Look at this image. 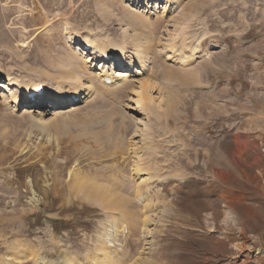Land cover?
<instances>
[{
  "label": "rangeland",
  "instance_id": "1",
  "mask_svg": "<svg viewBox=\"0 0 264 264\" xmlns=\"http://www.w3.org/2000/svg\"><path fill=\"white\" fill-rule=\"evenodd\" d=\"M169 34L190 41L186 61L158 52ZM87 35L124 42L128 55L131 36L149 40L156 114L134 106L140 73L116 103L72 96L63 106L76 108L53 118L46 102L43 124L30 103L10 102L26 92L8 90L7 75L50 94ZM111 259L264 264V0H0V264Z\"/></svg>",
  "mask_w": 264,
  "mask_h": 264
},
{
  "label": "bare ground",
  "instance_id": "2",
  "mask_svg": "<svg viewBox=\"0 0 264 264\" xmlns=\"http://www.w3.org/2000/svg\"><path fill=\"white\" fill-rule=\"evenodd\" d=\"M131 1H132V4H134V3L139 4L140 1L142 2L145 0H131ZM159 1H166V3H167V2H171L172 0H159ZM165 11H166V8H164L160 12L162 17L166 15ZM135 16H136V19L140 22L137 25L138 27L139 26L142 28L149 27L148 23L151 19L150 15L142 16L141 13H137V14H135ZM75 35H78V34L75 32L72 34H69V39L71 40V38H73ZM183 35H186V33ZM167 36L168 37H166L167 39L164 40L163 44L158 45V47H157V48H159L158 52H160V54H162V55L164 54L166 56V59H172L176 63H178L180 61L181 62L186 61L187 58L182 55V52H183L184 46L187 43H188L187 45H189L190 41L186 42V40H188V38H186V36H184V37L182 36V39H180L181 41L178 40V42H179L178 43L177 41L169 38L170 34ZM79 37H81V36H79ZM96 37H93L92 35L85 36V41L81 42L82 44L79 43L80 46L82 45V47H80L78 43H75V45L78 47L77 51H75V53H69L68 59L63 60V61H65L64 65H63L65 67L64 68L62 67L61 71L59 70V72H60L59 78L57 80H55L53 87H51L52 90H51L50 94L43 87H42L43 89H40V91H39V85L45 86V83L41 82L38 79L37 80L35 79V81H33V82H32V79L19 81V80H17V78L10 77V75H7L6 76V83L7 84L5 86H6V88L8 87V90L11 89L9 86L12 85V86H15L17 88H20L22 93L26 92L25 95H22V97L19 99H17L18 95H15L14 93L11 92L10 93V102H12L14 105H20L21 103H28V104L30 103V105L33 106L34 109L37 110L35 112V115H33V116L35 117V119L37 120L38 123L43 124V123H46L45 113H43V111H41V110H38V108L42 107L44 104H46V102L54 104V107H52L53 111L46 112L47 114H50L53 118H56L58 116H62L64 111H69L68 109L76 108L77 104H75V103L70 104L69 105L70 107L67 106V107H69L68 109L63 106V103L66 104V102L72 96H74L75 98L76 97H79V98L82 97L83 99H85L87 97H90L93 94H97V96H103V100H107V101L111 100V101H114L116 103L117 99L119 98V95H120L119 93L122 92V89H121L122 85L127 81V79H129V77L131 76V73H140L144 76L135 80V82H136L135 86L132 83L133 86L129 91L130 94L133 93V95L135 96V99L133 100V102L135 103L134 106H136V109L138 110V114H140V115L143 114L144 116H148L149 113L150 114H152V113L156 114L157 110L154 109L155 101H154V98H152V96L149 93L150 88L153 85V81H152L153 77H151L149 75L145 76V74H146L145 68L147 66L145 57L148 56L147 55L148 54L147 48L151 47V49H152V45L147 44V42H149V40H145L147 42H146V44H143L141 42V36L140 35L131 36L130 40H131V43L133 44L131 49H133V52H132V55H128V53H127L128 51L126 50V44L124 42L119 43L116 40H114L113 38H108V37L107 38L106 37L96 38ZM143 38L144 37H142V39ZM79 40L81 41V39H79ZM25 46H27L26 42L23 44V47H25ZM83 46L88 47V49L90 51L89 50L85 51L84 50L85 48ZM189 49L192 50L194 48L190 46ZM110 50H113V52H116V53H113ZM87 51H89V52H87ZM116 56L119 58H117ZM108 57L110 59H113L111 61V63H109V64H108L109 61H107V59H106ZM115 59L123 60L124 64L117 63L115 61ZM115 67H118V68H115ZM92 70H96V74L98 75L97 78L99 79L98 84L94 83L95 79H94V76H92V72H91ZM108 70H110L109 73H108ZM106 78L109 79V82H105ZM14 90H16V89H14ZM31 90L33 91V93L30 92ZM70 101H72V100H70ZM104 102H106V101H104ZM72 105H74V106H72ZM32 114H33V112L31 111V115ZM110 115L113 116L112 113ZM139 122L142 123V125L145 127L146 130L151 129V125L148 124L149 121L146 122V120L143 121L140 118ZM139 170H141V169L138 168V172H139ZM99 195H101V194H99ZM103 198H106V197H103ZM117 206H119V204H117ZM120 221L121 220H118V222H120ZM112 223H115V222L112 221ZM120 224H121V222H120ZM113 225H115V224H113ZM118 226H119V224H118ZM114 228H116V226H111L110 231L113 232ZM130 230H131V228H130ZM116 231H117V228H116ZM108 237H109V233L105 239L106 243L108 241L109 242L112 241L110 239L111 237L109 238L110 240L107 241ZM114 237H115V235H114ZM114 237H113V239H115ZM103 243H104V241H103ZM100 247H101V245H100ZM105 249H106V252L104 251L105 254H104L103 259L105 261H107L108 259L111 258L110 257L111 250L108 247H106ZM115 251H117V250H115ZM112 263H114L113 260H112L111 264Z\"/></svg>",
  "mask_w": 264,
  "mask_h": 264
}]
</instances>
